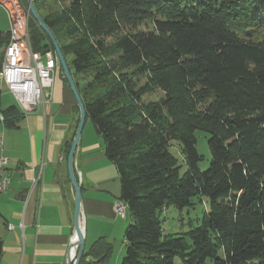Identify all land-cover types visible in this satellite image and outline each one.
Returning <instances> with one entry per match:
<instances>
[{"label": "trees", "instance_id": "trees-1", "mask_svg": "<svg viewBox=\"0 0 264 264\" xmlns=\"http://www.w3.org/2000/svg\"><path fill=\"white\" fill-rule=\"evenodd\" d=\"M44 1L33 0L73 56L70 69L87 79L76 82L87 119L131 214L120 264H264V0H69L45 12ZM36 28L47 43L35 35L33 49L53 48L31 18ZM8 39L0 29V49ZM155 89L162 96L144 99ZM23 115L0 102L4 127ZM197 131L208 133L204 169ZM206 200L198 225L165 233L164 209ZM97 249L80 264L112 246L100 238Z\"/></svg>", "mask_w": 264, "mask_h": 264}, {"label": "crops", "instance_id": "crops-1", "mask_svg": "<svg viewBox=\"0 0 264 264\" xmlns=\"http://www.w3.org/2000/svg\"><path fill=\"white\" fill-rule=\"evenodd\" d=\"M51 95L44 109L24 113L18 127L6 128L0 123L3 151L11 160L6 170L11 183L6 192L0 193V264H67V250L74 236V190L66 147L76 131L79 111L59 71ZM87 120L75 162L84 200V251L96 253L98 249L92 252V248L100 238L111 244L112 251L104 260L90 255L85 264H120L131 214L127 217L128 208L125 216L115 210L116 202L121 201L119 173L105 154L102 136ZM37 176L40 178L33 185L32 179ZM24 188L28 189L24 199L16 198ZM21 222L23 228L19 227Z\"/></svg>", "mask_w": 264, "mask_h": 264}, {"label": "built area", "instance_id": "built-area-1", "mask_svg": "<svg viewBox=\"0 0 264 264\" xmlns=\"http://www.w3.org/2000/svg\"><path fill=\"white\" fill-rule=\"evenodd\" d=\"M2 8L8 13L9 39L3 50L1 86L13 95L23 113L38 107L44 109L52 100L51 89L59 71L57 54L53 48H45L43 51L33 49L29 31V20L32 16L22 0H0V9ZM13 40L28 42L29 50H13ZM10 164L11 160L4 154L0 136V193L9 189L11 178L6 170ZM39 178L40 176H37L32 179L33 185ZM115 210L125 216L126 204L123 201L116 202ZM23 226L21 222L19 227ZM14 227L12 225V229Z\"/></svg>", "mask_w": 264, "mask_h": 264}, {"label": "rangeland", "instance_id": "rangeland-1", "mask_svg": "<svg viewBox=\"0 0 264 264\" xmlns=\"http://www.w3.org/2000/svg\"><path fill=\"white\" fill-rule=\"evenodd\" d=\"M23 3H26V0H22ZM69 0H45L44 5L42 7V10L45 12L47 10H50V8H55L58 6V4L66 3ZM34 20V19H33ZM30 21V20H29ZM35 21V20H34ZM36 22V21H35ZM37 23V22H36ZM9 27V19H8V13L5 9H0V29L1 30H7ZM142 27H146L145 25H142ZM39 36L41 39V43L44 41V37L41 36L39 29H30V41L32 44H34V36ZM49 48V47H48ZM54 49V48H53ZM3 49H0V70L2 65V59H3ZM73 59L72 55L67 56V62L71 63ZM77 80L81 83V85L87 84V79H85L83 74H76ZM144 80L140 84H142ZM162 92L159 89H155L152 93L147 94L144 96V99H157L160 96H162ZM0 102L1 107L5 108L12 104H17L16 100L14 99L13 95L4 87L0 86ZM88 124L92 125V122L90 119L87 120ZM197 149L201 154L204 155L205 159L200 163V167L202 169L206 168L210 159V151L207 143L208 139V133L203 131H197ZM172 151L175 153V155L179 158V162L183 164V171L186 168L185 164L183 162V158L180 152V149L177 145V143H173ZM208 207V201L206 200L204 205L198 203L194 207H188L184 208L182 210H179L175 206H169L167 209H164L161 215V218L163 219V228L165 233H177L182 234L186 233L190 230L191 227H194L198 225L201 222L203 210L207 209ZM129 216V210H128ZM128 217V224L129 222ZM125 255V251L122 252L121 260ZM173 264H184V262L181 260L179 256H177L174 260ZM209 264H212L209 262Z\"/></svg>", "mask_w": 264, "mask_h": 264}, {"label": "water", "instance_id": "water-1", "mask_svg": "<svg viewBox=\"0 0 264 264\" xmlns=\"http://www.w3.org/2000/svg\"><path fill=\"white\" fill-rule=\"evenodd\" d=\"M26 4H27V8L31 13L32 18L37 22L39 27L47 35L49 41L51 42L57 54L59 66L62 70L61 75L64 79H66L69 88L76 100V104L79 108L78 124L67 155L68 175L74 190V236H73V240L70 242L68 246L67 264H80L85 250V231H84L85 228L83 225L84 200L82 195V185L75 168V162H76L77 150L80 145L82 130L87 120L86 108L82 100V97L78 91L77 84L73 78V74L68 65L67 59L62 52V49L57 41L55 34L47 26L43 18L38 13L33 0H26ZM27 190H28L27 188H24L16 195V198L24 199L25 197L24 193H26Z\"/></svg>", "mask_w": 264, "mask_h": 264}, {"label": "bare ground", "instance_id": "bare-ground-1", "mask_svg": "<svg viewBox=\"0 0 264 264\" xmlns=\"http://www.w3.org/2000/svg\"><path fill=\"white\" fill-rule=\"evenodd\" d=\"M12 49L17 50V51L29 50V43L24 42V40H13L12 41ZM9 228L12 229V224L9 225Z\"/></svg>", "mask_w": 264, "mask_h": 264}]
</instances>
